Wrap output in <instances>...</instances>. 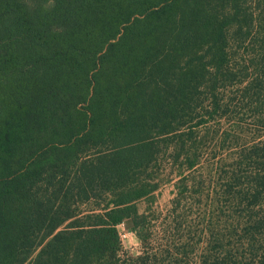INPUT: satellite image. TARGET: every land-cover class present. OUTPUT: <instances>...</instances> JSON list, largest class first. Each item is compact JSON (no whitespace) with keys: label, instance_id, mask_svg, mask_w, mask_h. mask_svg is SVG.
I'll use <instances>...</instances> for the list:
<instances>
[{"label":"trees","instance_id":"trees-1","mask_svg":"<svg viewBox=\"0 0 264 264\" xmlns=\"http://www.w3.org/2000/svg\"><path fill=\"white\" fill-rule=\"evenodd\" d=\"M0 264H264V0H0Z\"/></svg>","mask_w":264,"mask_h":264},{"label":"rangeland","instance_id":"rangeland-1","mask_svg":"<svg viewBox=\"0 0 264 264\" xmlns=\"http://www.w3.org/2000/svg\"><path fill=\"white\" fill-rule=\"evenodd\" d=\"M176 179H173L171 182L163 184L156 192L154 196L153 208L156 209L155 213L159 211L165 213L166 210L170 207V200L175 195V182ZM148 201H140L138 202V211L142 212ZM197 206L193 205V209H196ZM197 212V209L195 210ZM192 219H194L192 217ZM132 222L130 219H126L121 226H118L122 250L127 252L128 254L136 255L140 251V240L137 237L136 233L131 229Z\"/></svg>","mask_w":264,"mask_h":264},{"label":"built area","instance_id":"built-area-1","mask_svg":"<svg viewBox=\"0 0 264 264\" xmlns=\"http://www.w3.org/2000/svg\"><path fill=\"white\" fill-rule=\"evenodd\" d=\"M121 225H122V223L119 226H121Z\"/></svg>","mask_w":264,"mask_h":264}]
</instances>
